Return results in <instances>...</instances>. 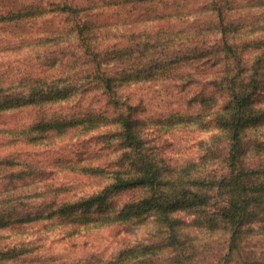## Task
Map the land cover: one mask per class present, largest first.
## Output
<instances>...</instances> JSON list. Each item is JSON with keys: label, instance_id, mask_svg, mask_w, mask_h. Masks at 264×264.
I'll return each instance as SVG.
<instances>
[{"label": "trees", "instance_id": "trees-1", "mask_svg": "<svg viewBox=\"0 0 264 264\" xmlns=\"http://www.w3.org/2000/svg\"><path fill=\"white\" fill-rule=\"evenodd\" d=\"M171 1L0 0V25H5L6 32L4 39H0L12 41L0 45V51H12L21 41H57L54 45L57 54L51 63L55 72L34 70L8 75L7 71H0V115L38 110L34 121L15 129L4 123L0 125V133L9 135L12 131L25 132L34 127L38 129V136L33 140L40 144L48 142L50 137L72 132L80 136L97 133L95 137L103 150H111L102 160L86 159L82 163L81 158L76 162L79 166L73 167V171L99 178V187L78 196L70 192L72 187L61 186L52 191L53 201L48 199L49 189L43 187L37 193L44 203L47 202L41 204L42 210L38 206L26 211L20 204L9 207V190L0 186V230L17 223L24 227L49 220L62 227L64 237L83 233L90 236L123 224H144L153 220L160 223L157 226L164 230L165 240L172 251L176 250L178 258L183 260L180 249L183 244L187 258L193 262L197 259L200 264L203 257L213 254L216 243L212 236L220 232L223 248L215 249L218 252L206 264H229L247 227L252 223H264V168L261 163H255V169H251L252 163L244 164L241 160L246 153L247 136L250 150L256 142L244 129L257 125L251 100L259 86L255 65L262 59L258 57L255 63L248 64L252 59H245L242 49L246 48L251 55L259 49L251 51L250 45L230 41L233 37L228 22L235 4L231 8L220 5L206 9L212 18L206 28H219L221 42L204 47L203 53L199 47L187 49L189 54L196 56L192 60L187 55L185 61L183 56V66L197 62L200 69H215L217 74L208 85L225 89L226 102L214 113L220 122L218 130L226 135L228 142L225 157L221 159L224 169L193 173L185 176L182 183L180 178L167 175L156 165L157 160L147 152L144 138L137 129L138 102L125 94L124 89L146 80L166 83L177 78H170L169 71L178 62L164 52L165 48L172 41L193 39L180 35L183 30L170 25L172 21L168 20L184 14L191 16L201 9L185 11L190 6L183 5L170 12H142L136 17L125 15L120 19H108L106 13L108 9H123L127 5L132 10H140L139 4L165 5ZM48 22L51 25L43 26ZM142 44L150 46V51L145 49L151 56L147 69H138L130 63L126 70H110L111 61L121 62L120 58L126 59L122 56L133 54ZM199 75V69L194 72V78L190 73L183 74V88L190 94L201 84ZM93 91H100L105 107L86 105ZM67 103L72 109L63 108ZM191 115L184 114L187 118ZM25 191L18 196L29 198ZM140 191L144 193L137 195ZM130 192H133L132 198L124 203L113 200L116 195ZM180 211L186 214L183 218L178 216ZM195 232L204 233L200 243ZM29 245L23 242L0 248V262L25 257ZM149 246L143 243L122 246L111 253L109 259L99 254L80 255L68 264H160L158 261L164 254L155 258L156 252L150 251Z\"/></svg>", "mask_w": 264, "mask_h": 264}, {"label": "rangeland", "instance_id": "rangeland-1", "mask_svg": "<svg viewBox=\"0 0 264 264\" xmlns=\"http://www.w3.org/2000/svg\"><path fill=\"white\" fill-rule=\"evenodd\" d=\"M229 1L227 5L228 0H173L165 5L139 4L140 10H132L130 5H127L123 9H108L106 13L108 19L111 17L120 19L125 15L136 17L142 12L146 14L164 10L170 12L183 5L190 6L185 8V11L191 8L203 9V12L200 10L191 16L184 14L168 20L172 21L170 25H176L178 29L183 30V34L180 35L183 37L188 35L193 39V41H172L165 48L164 52L178 62L169 71L170 78L175 76L177 78L169 79L166 83L162 80H146L124 89L125 94L138 102L135 120L137 119V129L144 138L147 152L157 160L156 165L164 173L180 178L182 183L185 176L190 177L193 173L224 169V162L221 159L225 157L228 142L226 135L218 130L220 122L214 117V113L221 103L226 102L225 89L218 85H208L217 74L214 72L215 69L205 67L200 69L201 65L197 62L183 66V56L185 61L187 55L191 60L196 57L189 54L187 49L199 47L203 53L204 47L206 49L208 45L214 46L221 42L222 35L218 33L219 28L214 27L210 30L206 28L212 20L206 9L218 8L220 5L231 8V5L235 4L230 10L232 16L228 22L230 35L233 37L230 41L250 45L251 51L259 49L254 55H251L246 48L242 49L245 59H252L248 64L255 63L258 57L262 59L259 65H255L259 86L251 100V106L256 110L257 125L246 126L244 129L256 139V142L250 150L248 147L250 140L247 136L246 153L241 160L244 164L252 163L251 169H255V163H261L264 168V0ZM49 25L51 22L43 24V26ZM4 30L5 25H0L1 39L6 35ZM129 36L132 37L131 32ZM1 39L0 45L12 42ZM55 43L57 41H21L12 51L10 49L0 51V71H7L8 75L34 70H38V73H47L52 69L55 72V67L51 66L52 58L57 54ZM50 44L52 45L49 48ZM145 49L150 51V46L142 44L133 54L122 56L126 59L120 58L121 62L111 61L110 70L115 72L122 68L126 70L130 63L138 69H147L146 65H150L148 61L151 56L147 55ZM160 52L156 54L157 57ZM198 69L200 72L198 78L203 85L197 84L194 88L195 92L190 94L186 88H183V74L190 73L194 78V72ZM200 100L203 101L198 102ZM86 105L96 108L105 107L104 97L100 91H93ZM63 108L70 110L72 105L67 103ZM37 111L30 109L0 115V125L5 123L12 129L23 124L27 125L34 121L38 115ZM184 114L192 115L187 118ZM37 130L32 127L25 132L16 130L9 135L0 133V186L9 190V207L20 204L26 211L38 206L42 210L41 204L44 201L37 193L40 189H44L43 187L49 189L50 201L54 200L52 191L61 186L72 187L70 192L78 196L99 187V178L73 171V167L79 166L76 163L79 159H83L82 163H85L86 159L95 162L102 160L111 152L110 149L103 150L102 144L95 137L97 133L80 136L72 132L56 138L50 137L48 142L40 144L33 140L38 136ZM136 170L139 171L138 166ZM35 189H37L35 193L31 192ZM21 191L29 193L30 197H19L18 193ZM142 193L144 192L140 191L137 195ZM132 196L133 192L122 193L114 196L113 200L121 204ZM185 215L183 211L178 213L181 218ZM188 217V221H192L189 215ZM50 222L44 220L24 227H20L17 223L10 228L0 230V248L13 247L23 242L30 244L25 257L10 259L0 264H68L75 257L89 254L96 256L99 254L109 259L111 253L119 247L140 243L150 244V251L154 249L156 252L155 258L159 254H164L158 261L160 264H200L197 259L193 262L187 258L183 244L180 248L183 260L178 258L176 250L172 251L173 248L168 246L164 230L157 226L160 223L153 220L144 224H123L112 229H104L94 235L83 233L74 237H64L62 227ZM195 233L199 235L198 242L199 239L204 238V233ZM244 234L234 259L228 263L264 264V223L250 224ZM220 236V232L212 236L217 245L213 246V254L218 252L214 251L215 249L223 248ZM213 254L209 255V258L203 257L201 264H206Z\"/></svg>", "mask_w": 264, "mask_h": 264}]
</instances>
